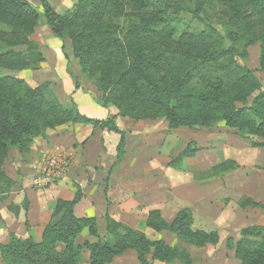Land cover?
I'll return each mask as SVG.
<instances>
[{"label":"trees","instance_id":"trees-1","mask_svg":"<svg viewBox=\"0 0 264 264\" xmlns=\"http://www.w3.org/2000/svg\"><path fill=\"white\" fill-rule=\"evenodd\" d=\"M192 2L195 17L212 2L226 8L228 48L223 47L225 39L213 30L180 32L176 22L185 6L177 0H77L72 10L63 14L46 0H39L51 36L70 40L82 73L97 79L99 104L115 108L117 114L105 120L88 118L74 103H60L49 83L30 88L19 77L0 76V202L15 186L4 170L11 152L26 163L37 138L68 124L88 125L118 135L116 164L121 162L125 147L117 117L134 122L164 120L170 130L195 128L201 120L223 121L236 135L264 139V92L252 71L237 63V59L247 61L248 48L259 43L258 64L264 74V0ZM39 18V10L28 0H0V69L37 70L44 62L39 46L30 41ZM117 21L125 26L121 29ZM256 92L259 94L248 107V98ZM251 147L264 149V141ZM197 152L194 149L186 155L193 158ZM183 154L168 166L180 170L177 164ZM236 167L233 161H224L210 171L218 170L223 175ZM81 200L77 190L73 200L56 202L40 242L10 234L9 241L0 245L1 262L80 264L85 250L89 264H110L127 251L136 253L139 264H191L186 251L171 248L162 240L151 241L108 215L107 237L99 238L95 218L74 214ZM239 206L261 207L248 198ZM27 209V199L20 206L8 207L15 216ZM193 222L190 209L179 211L168 223L160 211L153 210L145 225L153 233L166 231L195 248L219 244L217 232L194 231ZM84 229L96 239L95 243L77 244ZM232 251L240 264H264V226L242 229Z\"/></svg>","mask_w":264,"mask_h":264},{"label":"crops","instance_id":"crops-1","mask_svg":"<svg viewBox=\"0 0 264 264\" xmlns=\"http://www.w3.org/2000/svg\"><path fill=\"white\" fill-rule=\"evenodd\" d=\"M49 41L45 43H50V47L45 51L46 62L40 75L57 82L58 86L52 84V90L60 103H74L81 114L92 119L105 120L115 116V108L102 107L92 93L75 89L74 79L66 69L67 63L60 40L51 36ZM25 77L27 80V76ZM155 122L148 123L155 126ZM116 124L125 136L124 156L119 164H116L118 135L106 130H94L88 125L68 124L56 130H48L44 137L34 141L26 163L16 164L15 167L12 165L10 173L5 170L8 177L15 182V186L9 196L0 202V244L8 242L9 234L31 237L35 242H40L56 202L73 200L77 190L82 194V200L74 208V214L78 218H95L99 238L107 237L106 215L146 235L150 232L145 225L150 211H160L162 217L163 214L171 213V220L183 209H190L195 218L196 205H201L205 213L209 211L211 192L194 180L193 173L174 170L168 166L170 161H163L160 157L158 161L155 158L143 161L141 158L146 143L143 138L152 133H157L158 136L166 135L168 128L156 130L153 127L147 131L146 126H142L143 122L121 117L116 118ZM130 138H136L138 147L133 155H130L131 152L127 149ZM202 151L195 154L198 172H204L223 162L214 161L216 157L213 154H204L201 158L203 161L199 160L198 155ZM61 152L74 154L81 161L80 165L73 164L60 182L47 188H36L33 181L37 173L38 158ZM206 152L212 151H203ZM158 153L159 150L155 152ZM233 158L237 167L234 171L225 173L220 181L224 199H229V202L223 205L220 219L227 224L229 232L233 231L239 236L240 231L246 227L264 226V149L251 147L244 157ZM135 160L140 161L136 163ZM104 189L107 190L106 195ZM246 198L261 207L240 208L239 202ZM24 199L28 201L26 212L21 210L15 216L8 211L9 206H20ZM242 222L247 225L243 226ZM211 231L215 230L206 232ZM76 242L82 245L84 242L95 243L96 239L84 229ZM82 253L83 261L80 264H89V253ZM236 261L234 264H240ZM110 264L139 263L136 253L127 251L115 257Z\"/></svg>","mask_w":264,"mask_h":264},{"label":"rangeland","instance_id":"rangeland-1","mask_svg":"<svg viewBox=\"0 0 264 264\" xmlns=\"http://www.w3.org/2000/svg\"><path fill=\"white\" fill-rule=\"evenodd\" d=\"M35 8L39 10L40 18L38 19L37 26L30 36V41L37 44L41 50V53L44 56V62L39 65L37 70L30 71H19V72H11L8 70L0 69V76H16L20 79H23L30 88H35L43 83H49L50 88L52 90V84L58 86L57 82H52L50 78H45L41 73L42 67L46 62L45 51L50 47V33L49 29L45 24V19L42 14V10L40 8L39 0H28ZM49 5L59 14H63L66 11H71L77 0H46ZM178 2L183 3L185 6V10L181 13H178V20L176 22V26H178L179 31L186 32H199L203 30H213L218 35L225 39L224 48H228L230 43L226 40L227 31L230 30V26L228 24V16L227 10L225 7L221 6L217 2L209 3L205 6V9L202 13L199 14L198 17H195L193 14V2L192 0H177ZM116 24L122 29L125 26L123 21H117ZM5 29L4 26H1ZM61 46H64V50H62L63 56L65 57V61L67 63L66 69L69 75H72L75 84L78 85V91H83L86 93H92L95 99L100 103L101 94L97 91L96 83L97 79L92 76H87L82 73L81 67L78 59L73 56L72 45L70 40H60ZM20 50V49H18ZM249 58L247 61L242 62L237 59V63L240 66H245L247 69L252 71L254 77L260 83L261 92H264V74L259 70V56H260V44L257 43L248 48ZM51 61H54V58H51ZM27 76V80L25 79ZM43 76V77H42ZM259 91V92H260ZM53 92V90H52ZM259 92L254 93L248 98L247 106L249 107L254 98L259 94ZM54 93V92H53ZM58 99V98H57ZM60 102V101H59ZM66 105V104H64ZM238 107H242L238 105ZM108 108V107H105ZM143 122L142 126H146V130L150 131L155 127L156 130H164V127L167 128V123L164 120H157L155 122V126L148 122L154 121H139ZM141 124V123H140ZM204 124H206L204 126ZM66 126V125H64ZM63 127V126H61ZM60 128V127H58ZM56 128V129H58ZM54 129V130H56ZM165 132V131H163ZM166 135L158 136L157 133H152L151 135H147V137L143 138V141L146 143L143 147V156L141 157L143 161L148 159H156L158 161V157L162 158L163 161H171L177 159L183 153L182 159L177 164L180 170L188 172L190 174L193 173L194 180L200 183L206 190H210V207L208 212L202 211L201 205L195 206V218H193V230L194 231H209L215 230V232L219 235V244L217 246H206L204 248H195L192 245L187 244L184 241H181L176 236L164 231L159 234L153 233L150 231L145 236L151 241L162 240L171 248L178 247L180 250L186 251L191 259V264H234V255L232 251V247L239 240V236H237L233 231H228L227 224L223 223L220 219V215L222 213L224 203H228L229 199H224V192L222 191V187L220 185V181L224 174H220L218 170L208 169L204 172H198L196 167L195 156L190 158L186 153L191 150L199 151H212L211 153H203V151L198 155L199 160L203 158L205 155H215L216 159L214 161L222 160L224 161H233L235 157L236 159H240V157H244L249 148H251V144L263 142L264 139L258 136H249L245 135V137H241L236 135V131L228 129L223 121H215L209 120L201 123L199 126L195 128H179L166 131ZM44 137V136H42ZM40 138V137H39ZM38 139V138H37ZM32 147V146H31ZM136 146V138H130L128 141V151H130V155H133L137 152ZM31 149V148H30ZM159 150L158 154L155 152ZM13 152V153H12ZM10 154V160L4 166V170L7 172H11L12 165L21 164V158L12 151ZM197 152V153H198ZM47 155H42L38 158L37 162L44 158ZM157 157V158H156ZM227 157V159H224ZM230 157L232 159H230ZM224 159V160H223ZM15 160V161H14ZM134 159H132L133 161ZM15 163H14V162ZM136 163L140 160H135ZM203 161V160H201ZM36 162V166H37ZM80 165L81 161L75 157L73 164ZM222 163V162H221ZM237 165V164H236ZM232 171V170H231ZM234 171V169H233ZM233 178V177H232ZM202 204V202H201ZM232 208H235L232 206ZM234 214V211H233ZM172 214H163V219L165 223L171 221ZM243 226L247 225V223L242 222ZM212 232V231H211ZM10 235V234H9ZM8 235V237H9ZM6 240V238H5ZM9 241V238L7 239ZM2 244H6L2 243ZM0 244V245H2ZM87 252V251H83ZM234 260V261H233ZM82 261H83V253H82ZM81 261V262H82ZM237 262V261H236ZM160 263V262H159ZM238 263V262H237ZM0 264H3L0 259ZM166 264V263H160ZM169 264H182L177 261H173Z\"/></svg>","mask_w":264,"mask_h":264},{"label":"built area","instance_id":"built-area-1","mask_svg":"<svg viewBox=\"0 0 264 264\" xmlns=\"http://www.w3.org/2000/svg\"><path fill=\"white\" fill-rule=\"evenodd\" d=\"M74 154L54 153L37 162V173L33 185L38 189L52 186L64 179L73 165Z\"/></svg>","mask_w":264,"mask_h":264}]
</instances>
